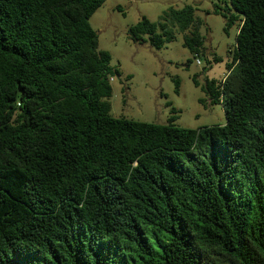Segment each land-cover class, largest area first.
Listing matches in <instances>:
<instances>
[{
    "label": "trees",
    "instance_id": "obj_1",
    "mask_svg": "<svg viewBox=\"0 0 264 264\" xmlns=\"http://www.w3.org/2000/svg\"><path fill=\"white\" fill-rule=\"evenodd\" d=\"M103 1L0 0V264H264V0H229L227 74L201 87L225 123L197 128L109 114ZM160 19L128 35L174 23L203 54L191 6Z\"/></svg>",
    "mask_w": 264,
    "mask_h": 264
},
{
    "label": "rangeland",
    "instance_id": "obj_2",
    "mask_svg": "<svg viewBox=\"0 0 264 264\" xmlns=\"http://www.w3.org/2000/svg\"><path fill=\"white\" fill-rule=\"evenodd\" d=\"M184 5L193 9L203 54L194 55L183 45V35L189 30L181 31L174 23L166 25L172 40L159 48L151 46L146 34L141 40L128 35V27L142 16L157 25L168 7ZM229 16L232 21L226 24ZM240 17L229 0H104L89 17V24L97 36V49L109 53V66L118 71L111 76V95L104 99L109 114L166 124L174 109L172 123L177 127L224 124L220 103H209L201 87L206 78L219 80L227 72ZM155 31L161 33L158 27ZM213 56L219 60L213 62Z\"/></svg>",
    "mask_w": 264,
    "mask_h": 264
},
{
    "label": "built area",
    "instance_id": "obj_3",
    "mask_svg": "<svg viewBox=\"0 0 264 264\" xmlns=\"http://www.w3.org/2000/svg\"><path fill=\"white\" fill-rule=\"evenodd\" d=\"M195 62L198 64L199 63V60L198 59H195ZM227 72L221 77V80L224 79V77L226 76ZM109 80H111V77L109 78Z\"/></svg>",
    "mask_w": 264,
    "mask_h": 264
}]
</instances>
